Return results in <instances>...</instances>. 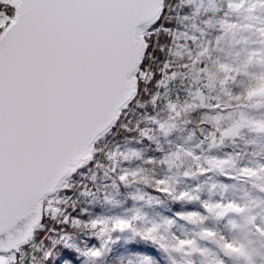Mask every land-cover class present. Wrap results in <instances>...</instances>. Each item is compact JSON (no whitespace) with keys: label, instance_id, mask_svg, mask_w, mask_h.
I'll return each mask as SVG.
<instances>
[{"label":"snow or ice","instance_id":"6c2138e0","mask_svg":"<svg viewBox=\"0 0 264 264\" xmlns=\"http://www.w3.org/2000/svg\"><path fill=\"white\" fill-rule=\"evenodd\" d=\"M224 4L197 25L202 0H0V264H264V214L252 202L229 199L226 182L206 196L199 183L178 186L213 171L233 181L247 165L173 151L157 135L167 139L178 115L166 91L173 56L195 57L181 66L194 87L206 79L226 95L264 73V0ZM236 35L249 37L243 51L225 55ZM247 99L264 108V88ZM235 107L221 139L251 126L246 105ZM252 165L249 182L264 177V151Z\"/></svg>","mask_w":264,"mask_h":264},{"label":"trees","instance_id":"16d2710c","mask_svg":"<svg viewBox=\"0 0 264 264\" xmlns=\"http://www.w3.org/2000/svg\"><path fill=\"white\" fill-rule=\"evenodd\" d=\"M201 0H197V6H199ZM202 7L200 8V15L196 17V23L199 25L201 21L213 20L214 17L218 15H223V13H217V9L226 8L224 0H202ZM190 26V25H189ZM213 27H219V25L214 24ZM214 39V36H213ZM187 41H185V44ZM182 57L187 56V49L184 48V45H181ZM195 57L188 59H180L176 56H173L170 60V67L173 68L172 72L165 73L166 83H168V89L166 90L170 96L174 98L173 103L177 106V118L174 121L175 128L170 131L167 139L165 138L163 132H158V138L160 142L167 148L168 141L173 142L172 150H175V146H178L179 143L185 141L198 150L203 149L207 153H210L213 156H227L232 157L234 160L239 161V158L243 157L249 153L250 149H253L257 146L258 140H264V134L262 132L253 131L249 126H243L239 128L235 135L227 136L221 139L220 133L221 130L214 123H211L209 120L205 119L206 114L210 113L207 111H202V109L214 108L219 104L221 107L231 106L232 109H235V105L239 103L240 105H246L245 108H250L252 110H258L256 102L248 103L247 97L259 91L261 88H264V80L258 78H248L243 81H237L238 89L234 94L226 95L222 89L219 90H209L207 89L208 81L205 79L200 87H194V80L191 78V73H185L181 71V66L185 64H190L191 60ZM175 76V79H171ZM188 89H192L193 92L199 93L202 97H207L209 95H218L221 97V103L216 104H207L202 102L200 99H197L195 96H191L187 93ZM177 93L179 96L177 98ZM163 95V93H162ZM195 97V98H194ZM193 98V99H192ZM167 99L161 102L158 106V115L161 120H168L169 112L166 111L164 105L167 104ZM222 102H226L225 105H222ZM133 121L136 119L135 116H132ZM207 125V127H204ZM124 133L119 129L114 130V138L119 139ZM214 138V143H213ZM202 141H206L201 143ZM209 144L213 146L209 149ZM184 168L192 166V161L185 159L182 162ZM159 170V167H157ZM149 172L146 173L150 174ZM209 173L207 176H200L195 179L187 180L185 183H181L178 186L183 188L187 185L201 184L208 180ZM228 183H234L232 181H227ZM238 184H241L238 180ZM235 182V183H236ZM137 187L143 188V185H137ZM161 208L167 207V202L165 201L160 205ZM211 256L206 257L210 258Z\"/></svg>","mask_w":264,"mask_h":264},{"label":"rangeland","instance_id":"374dc122","mask_svg":"<svg viewBox=\"0 0 264 264\" xmlns=\"http://www.w3.org/2000/svg\"><path fill=\"white\" fill-rule=\"evenodd\" d=\"M214 25V24H213ZM229 25L230 26H236L237 25V20L235 18H232L229 21ZM243 27H251L250 24H244ZM262 36H264V34H261ZM235 39L238 41V47L233 50L231 48H228L227 46L225 47V55H231L233 57H235L238 53H241L244 49V44L245 41H248L249 37L247 35L244 36H240V35H236ZM246 59L248 61H251L253 59V57L251 55H248L246 57ZM259 62V58H257V63ZM241 71H244V69H241ZM260 75H264V73H260L259 71H254V72H250L247 73L246 75L242 76L241 79H239L238 81H243L246 80L248 78H257ZM187 93L189 95H193L195 96L197 99H200L202 102H205L207 104H216V103H221V99L217 100L216 98L219 97L218 95H209L207 97H202L199 93L193 92L192 89H188ZM194 97V98H195ZM212 99L215 101V103H209V99ZM193 99V98H192ZM174 100V99H173ZM257 100H254L252 102H255ZM173 102V101H172ZM251 102V103H252ZM226 102H222V105H225ZM245 115L244 118L245 120L250 122V129L253 131H258V133L262 132L264 134V130L261 129V125H264V108H260L258 110H252L250 108H244L243 109ZM233 114H235V119H233ZM208 116H218V117H222V119H219L218 121H216L215 125L220 128L221 133L225 132L229 129H231L235 123L236 120L240 119V112L239 110H237L236 108L233 109L232 112H228V113H208L206 114L205 117ZM232 136V135H230ZM261 138V137H260ZM258 140L257 146H255L253 149H250L249 153H247L246 155H244L243 157L239 158V161L234 160L232 157H227V156H213L210 153H207L206 151H201L197 149V147L195 148L194 146L185 143V141L179 143V145L184 146L186 149L187 148H194L196 150V153L198 155H201L205 158L208 159H214V160H223V161H231L232 165L237 168H243L247 165L249 171L247 173L246 176H241L239 179L233 180L232 182L234 183H228L227 181H224L223 176L220 174L219 171H213L209 173V177L208 180L205 181L204 183H201L202 187H203V195H207L209 188L211 187V185L213 184H219L221 182H226L228 184H230V187L226 193L227 197L229 199H244L245 201H249L253 203V211L257 212V213H261L264 214V192L259 191L258 188H253L252 187V183H256L259 186H264V177H258L255 181L249 182V177L252 176V174L254 173L255 169L252 165V162L255 160L256 155L259 154L261 151H264V140L260 139ZM235 174V173H233ZM239 181L242 183L238 184L236 181ZM236 182V183H235ZM218 190V189H217ZM231 221V218H225V220L223 221L224 225H228ZM210 223H212L210 221ZM177 231L180 230V227L177 226ZM204 260V264H210L211 261V257L207 258H202Z\"/></svg>","mask_w":264,"mask_h":264},{"label":"water","instance_id":"95a60500","mask_svg":"<svg viewBox=\"0 0 264 264\" xmlns=\"http://www.w3.org/2000/svg\"><path fill=\"white\" fill-rule=\"evenodd\" d=\"M260 103V101H257L255 105H258Z\"/></svg>","mask_w":264,"mask_h":264}]
</instances>
